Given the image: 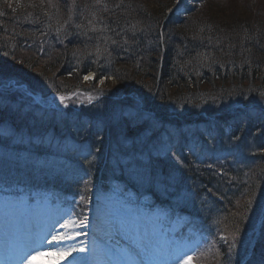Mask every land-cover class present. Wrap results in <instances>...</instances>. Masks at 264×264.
I'll use <instances>...</instances> for the list:
<instances>
[{
  "label": "trees",
  "instance_id": "16d2710c",
  "mask_svg": "<svg viewBox=\"0 0 264 264\" xmlns=\"http://www.w3.org/2000/svg\"><path fill=\"white\" fill-rule=\"evenodd\" d=\"M250 1L239 10L213 14L210 5H203L208 0L198 4L193 0L178 15L174 13L176 0H103L107 8L95 5V0H76L75 6L72 0H14L12 4L0 0V68L20 84L31 88L41 84L47 89L41 92L55 95L72 90L89 98L104 92L109 94L102 97L107 101L118 88L143 94L150 109L175 122L184 141L190 135L208 137L209 128L216 124L223 135V125L234 121L230 139L223 138L226 144L241 142L245 154L239 166L232 169L234 158L225 149H212L208 152L211 158H223L226 167L203 170L201 179L206 185L201 193L205 196L196 194L202 208L223 217V227L232 240L239 229L238 241L253 234L259 217L250 209L264 203V123L249 115L257 111L264 117V108L248 103L261 99L264 92V6ZM88 72L95 79L85 83ZM101 77L105 81L97 85ZM78 87L87 89L78 93ZM33 114H13L7 125L0 126L24 129L42 140L49 135L57 139L58 131L72 127L42 126L41 116L33 119ZM207 115L212 118L208 125L204 122L209 121H203ZM109 133L114 136L111 129ZM42 143H18L15 137L0 141V153L20 157L2 165L4 176L28 177L36 162L49 163L54 155L60 163L71 154L60 156ZM203 149L204 145L200 161L207 153ZM227 176L232 178L226 180ZM249 199L253 203L246 206ZM250 257L253 263L262 264L261 227ZM208 264L230 263L222 256Z\"/></svg>",
  "mask_w": 264,
  "mask_h": 264
},
{
  "label": "snow or ice",
  "instance_id": "6c2138e0",
  "mask_svg": "<svg viewBox=\"0 0 264 264\" xmlns=\"http://www.w3.org/2000/svg\"><path fill=\"white\" fill-rule=\"evenodd\" d=\"M180 2L181 0H176V6H179ZM75 4L76 0H72V5L75 6ZM95 5L107 8V4L103 3V0H95ZM9 6L11 7V5ZM69 10L71 11V8ZM88 23L91 25L92 21L90 20ZM76 27L81 28L82 25L77 24ZM132 27L134 30L135 26ZM92 31H96L94 26ZM119 34V32L116 33V35ZM127 42V40L124 41L125 44ZM111 43L116 45L117 41L113 39ZM83 79L91 81L95 79V76L89 74L85 75ZM101 95L109 94L101 92ZM14 97L15 99H13ZM27 97H32V92L28 88L21 87L19 80L6 77L3 68H0V125H7L8 117L13 114L20 116L30 114L32 105L24 103ZM260 97L261 99L253 98L248 103L264 106V92L260 93ZM70 99L71 97L66 95H54L52 99L44 102L33 98L32 104L41 103L48 119L56 123H63L70 117L71 109L66 103ZM89 99L92 98L89 97ZM148 103V98L143 94L132 90L121 92V89L118 88L110 94V99L103 105V110L97 111L90 120L98 130L107 127L113 132L117 144V151L113 153L114 170L119 169L141 187L147 185L161 195L173 197L177 203H180L184 194L178 187L175 175L171 171L166 172L156 163L158 157L168 155L170 148V145L164 143L163 137L159 134L164 128L165 121L148 107ZM32 118L35 119L34 114ZM8 137H15L18 143L27 142L38 145L43 142L42 136L26 134L24 129L0 126V141ZM46 138L51 143L52 137L47 136ZM73 147L84 156L85 160L88 155L92 154L88 145H74ZM13 158L20 159L18 156L13 157L10 153H0V190H4L3 184L6 182L2 165ZM36 169L37 172L43 174L30 178L37 181L44 180L46 182L49 178L68 181L74 178L64 168L54 167L44 161L36 162ZM79 179L83 180V177ZM84 183L87 185L89 181L84 180ZM87 190L86 187L85 191ZM57 199L59 197L49 192L19 189V194L14 199L5 201V206L16 211L40 216L46 210L51 209ZM85 200L86 196L80 195L79 202L83 203ZM98 202L97 230L103 247L97 255H94L93 259L103 256L106 257L108 264H150L156 252L149 243L138 240V235L145 229L146 223L139 210L133 205L131 197L124 194L119 185H113L109 194L101 193L98 196ZM252 203L253 200L249 199L246 201V206L252 205ZM70 206L69 204V208ZM250 210L260 218L261 228L264 229V203H260ZM88 223V216H79L74 212H68L62 219H58L55 224H52L47 236H41L37 241H34L41 247L45 244L56 246L55 250L33 249L31 252L21 255V264H33L34 260L42 256L55 257L57 259L52 264H59L60 258L67 259L72 257L73 253L85 252L86 249L82 242L79 246L73 243L66 248L61 245L69 241H77L80 236L87 235L86 232L79 230L87 227ZM56 224H59L60 231L56 230ZM253 231L255 232V229ZM238 232L239 229H237ZM237 233H233V241H235ZM125 239L127 243L122 244L121 240ZM223 239H227V237H223ZM181 259L180 249H177L176 264H181ZM192 259L191 256H188L187 259H183L182 264H190ZM71 264H89V257H73ZM262 264H264V258H262Z\"/></svg>",
  "mask_w": 264,
  "mask_h": 264
},
{
  "label": "rangeland",
  "instance_id": "374dc122",
  "mask_svg": "<svg viewBox=\"0 0 264 264\" xmlns=\"http://www.w3.org/2000/svg\"><path fill=\"white\" fill-rule=\"evenodd\" d=\"M251 2L250 0H208V2H206V4H203L205 7H207L208 5L211 6V10L213 11V14H215L214 12H219V11H223V10H239L241 9V5H247V3ZM255 2L258 4L259 8L263 5L264 6V0H255ZM7 3H14V0H7ZM202 5V6H203ZM201 6V7H202ZM204 7V8H205ZM111 78V77H108ZM112 79V78H111ZM92 81V80H91ZM45 82V81H43ZM85 83H89L88 81H86ZM41 84H33V88L24 85V84H20L21 87L23 88H28L31 92H32V97H27L25 98L24 102H29L32 103V99L33 98H38L39 101L44 102L47 101L49 99H52L53 96L55 95L54 93H45V92H41L43 90H47L46 88H44L43 86H40ZM45 85V84H44ZM98 85V83H97ZM38 88V89H37ZM49 88V87H47ZM77 89L79 90H75V92L78 93H82L84 91H81L82 89H85L86 91V87H78ZM72 92V90H69V92H62V93H57L56 95H66L71 97L70 100L66 101V103L69 104L71 111L76 109V112H81V106L82 104L85 102V99L87 98V95H83L80 96L78 94H74L70 93ZM15 98V97H14ZM37 104V103H36ZM32 105V104H31ZM34 105V104H33ZM38 105V104H37ZM42 104L40 103L39 106H41ZM84 108H87V102L84 104ZM238 108H235V110ZM59 125V123L53 122V126ZM60 126V125H59ZM61 129V128H59ZM255 172V170H254ZM93 175V177H96V171H92V173L90 174V177ZM80 177H83V179H85V172H77L76 173V178L79 179ZM81 180V179H79ZM109 193V192H108ZM263 193V190H262ZM98 200H95V202L92 205V208L94 206H96L98 204ZM97 209H98V205L96 206V211L93 210V212H91L92 217L95 219V225L97 227ZM59 213V210L56 209ZM139 212L141 214V216L144 214V210L139 208ZM2 210L0 208V214H2ZM90 215V217H91ZM28 216H36L33 215L32 213H28ZM37 221L33 223L32 227V231L34 232H38V229L41 225L40 230H44V229H49L51 227V223H55L56 220V216H54L52 210H46L45 212H43L40 216H36ZM89 217V218H90ZM59 228V224H56V230L60 231ZM81 231V229L79 230ZM154 235L155 232L152 229H148L147 231H142L138 240L140 239H145L146 243H151L154 241ZM84 247V235L80 236L78 238L77 241H69L66 242L65 244L61 245V247H68L70 244H77L78 246L81 244ZM172 244L175 242V240L171 241ZM122 244L127 243L126 240H121ZM192 243H174L173 246L169 249L166 250H160V253H156L151 261L150 264H176V256H177V249H180V255H181V264L183 259H187V257L190 255V253L193 250V247L191 246ZM56 246H48L47 249H45L46 251H51V250H55ZM102 248V246H100L97 243H94L91 249V264H104L101 259L103 258V256H98L97 259H93L94 255H97L100 252V249ZM232 249H230V255L229 257H232V251H234L235 249H238V244L234 243L231 247ZM156 252V251H155ZM82 252H77V253H73L72 257H68L67 259L64 258H60L59 259V264L60 263H68L71 264L72 258L76 257V256H81ZM57 259L55 257H49V256H42L39 258L38 261L33 262V264H52V262ZM232 259H229V261Z\"/></svg>",
  "mask_w": 264,
  "mask_h": 264
},
{
  "label": "bare ground",
  "instance_id": "6f19581e",
  "mask_svg": "<svg viewBox=\"0 0 264 264\" xmlns=\"http://www.w3.org/2000/svg\"><path fill=\"white\" fill-rule=\"evenodd\" d=\"M39 184H40L41 186L44 187V182H39ZM133 194H134L135 196L139 197L140 192H139L138 189L134 188V189H133ZM172 198H173V197H168V196H167V197H166V202H167V203L170 202V201L172 200Z\"/></svg>",
  "mask_w": 264,
  "mask_h": 264
}]
</instances>
